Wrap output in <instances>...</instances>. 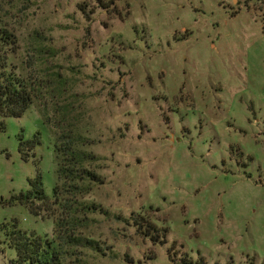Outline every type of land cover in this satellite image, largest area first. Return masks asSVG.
<instances>
[{"label": "rangeland", "instance_id": "374dc122", "mask_svg": "<svg viewBox=\"0 0 264 264\" xmlns=\"http://www.w3.org/2000/svg\"><path fill=\"white\" fill-rule=\"evenodd\" d=\"M0 13L43 87L0 117V264H16L13 226L53 236L52 219L8 202L38 177L52 197L63 132L85 138L102 182L65 195L97 208L76 211L75 234L112 255L79 246L71 264H264V0H0Z\"/></svg>", "mask_w": 264, "mask_h": 264}, {"label": "trees", "instance_id": "16d2710c", "mask_svg": "<svg viewBox=\"0 0 264 264\" xmlns=\"http://www.w3.org/2000/svg\"><path fill=\"white\" fill-rule=\"evenodd\" d=\"M99 8L106 12L113 10L118 0H96ZM106 1V2H105ZM18 55V39L14 32L8 28L0 13V117L20 118L40 97L43 87L35 86L30 81V74L15 64ZM58 90V89H57ZM43 124L48 127L49 120L44 113H40ZM39 134L32 141L20 143V152L31 151L39 144ZM54 136V135H53ZM85 139V138H84ZM77 136L60 133L54 142V162L56 180L53 186V195L44 194L40 178L30 181L31 189L10 198V204L24 207L34 217L41 214L54 223L53 236L50 239H41L34 234L21 232L13 226L12 230L5 233L6 243L16 255V264H71L76 256L79 246L89 248L95 253L105 256L100 245L90 238H82L75 234L79 226L75 213L79 210L82 214L86 211L93 212L97 208L92 204H78L66 198L65 195L78 197L85 194L89 186L101 184L100 178L91 170L98 158L93 153L85 150L89 144ZM24 154V159L26 158ZM68 199V200H67ZM1 203V202H0ZM144 232L149 241L156 242V229L143 228L139 221H135ZM154 239V240H153ZM110 255L105 257H110Z\"/></svg>", "mask_w": 264, "mask_h": 264}]
</instances>
